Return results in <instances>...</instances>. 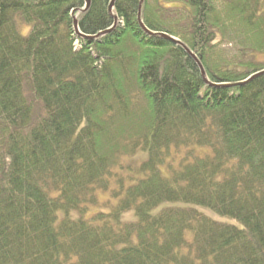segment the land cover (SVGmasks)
<instances>
[{
	"label": "trees",
	"instance_id": "trees-1",
	"mask_svg": "<svg viewBox=\"0 0 264 264\" xmlns=\"http://www.w3.org/2000/svg\"><path fill=\"white\" fill-rule=\"evenodd\" d=\"M111 2L0 0V264H264L263 0Z\"/></svg>",
	"mask_w": 264,
	"mask_h": 264
},
{
	"label": "rangeland",
	"instance_id": "rangeland-1",
	"mask_svg": "<svg viewBox=\"0 0 264 264\" xmlns=\"http://www.w3.org/2000/svg\"><path fill=\"white\" fill-rule=\"evenodd\" d=\"M264 3V0H263ZM141 14V13H140ZM29 32V28L23 29V33L26 35ZM264 60V58H261ZM147 154H140L136 158L133 159H124L123 164L124 165H131L133 167H136L142 160H145L147 158ZM100 205L91 207V214L96 213L97 211H105L109 212L111 210V207L117 204V200L114 198H111L109 195L106 194H100L99 196ZM203 212H205L206 215L210 216L214 220H217L219 222H226L229 224L239 225L238 222L234 219L228 218V217H221L218 215L213 214L212 212L202 209ZM134 213H127L122 216L123 221H133L135 220ZM134 218V219H133Z\"/></svg>",
	"mask_w": 264,
	"mask_h": 264
},
{
	"label": "water",
	"instance_id": "water-1",
	"mask_svg": "<svg viewBox=\"0 0 264 264\" xmlns=\"http://www.w3.org/2000/svg\"><path fill=\"white\" fill-rule=\"evenodd\" d=\"M85 1H86L87 5H86V8L84 9V11L88 10L89 7H90V5H91V0H85ZM115 2H116V0H112L111 4H110V6H109V12H110V13H112V11H113V9H114V7H115ZM138 20H139V23H140L141 27H142L145 31H147L146 28H145V26L143 25V23H142V21H141V14H140V13H139ZM115 21H116V24H115L114 28L117 27V18H116ZM75 29H76L77 32H79V29H78V21H77V19H75ZM104 34H105V33H104ZM187 51H188V54H189V55H190V56H191V57H192V58L198 63L199 68H200V70H201V72H202V76L205 77V71H204V68H203V66L201 65L200 61L197 59V57H196L194 54H192V52H191L190 50L187 49ZM262 75H264V72H261V73L255 75V76L252 77L249 81H251V80H253V79H255V78H258V77H260V76H262ZM249 81H248V82H249Z\"/></svg>",
	"mask_w": 264,
	"mask_h": 264
}]
</instances>
